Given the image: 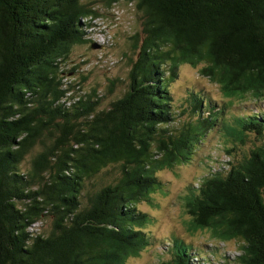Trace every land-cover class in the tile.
<instances>
[{
	"label": "trees",
	"instance_id": "trees-1",
	"mask_svg": "<svg viewBox=\"0 0 264 264\" xmlns=\"http://www.w3.org/2000/svg\"><path fill=\"white\" fill-rule=\"evenodd\" d=\"M120 1L0 0V264H127L156 244L169 255L160 264H213L178 236L148 231L155 219L140 205L158 206V172L188 163L216 130L235 147L248 135L261 143L237 164L228 149V162L188 186V230L238 242L234 264H264V0H127L142 21L139 57L127 92L100 109L63 75L76 70L73 47L92 45L89 20L108 18L97 5ZM183 65L202 66L224 100L193 85L179 128L171 85ZM249 97L258 107L231 115ZM109 167L119 175L95 185ZM44 216L51 230L31 232Z\"/></svg>",
	"mask_w": 264,
	"mask_h": 264
},
{
	"label": "rangeland",
	"instance_id": "rangeland-1",
	"mask_svg": "<svg viewBox=\"0 0 264 264\" xmlns=\"http://www.w3.org/2000/svg\"><path fill=\"white\" fill-rule=\"evenodd\" d=\"M97 8L100 9L103 17L108 18L89 20L91 22L89 31L92 34L90 38L93 39L92 44L102 45L104 49L95 50L91 43L74 46L67 69L75 67L76 70L63 75V85L64 83L75 85L74 94L93 95L96 93L101 99L100 109H107L112 101L122 97L129 89V74L133 63L137 62L139 57L137 54L139 52L133 48L132 38L140 34L143 27L136 2L122 0L111 9H106L102 5H97ZM201 67L183 65L179 70L178 79L171 85L176 101L177 120L181 121L180 123L177 121L175 126L179 128L191 119V108L185 105L186 99H189V89H193V85L195 90H204L214 100H224L220 86L200 75ZM83 78H86L84 82ZM111 89H113L112 92ZM255 103L257 102L250 97L244 100H234L232 110L228 111L231 115L238 116L256 109L258 106H255ZM262 106L264 108L263 104ZM260 143L261 141L257 140L254 135H248L245 145L235 147L227 141L224 133L216 130L197 147L196 154L188 163L174 167L172 170L159 171V176L167 183V189L156 193L158 206L151 207L145 203L140 205L141 210L151 213L155 219L148 225L147 230L159 239L178 236L197 252L200 251L203 255L209 254L213 264H223L222 260L227 261L225 257L230 258L228 264H234V259L239 254L238 242L221 244L213 239L208 230L198 231L195 234L189 232L188 224L192 216L187 213L184 197L189 185L197 186L200 180L211 173L212 167L218 169L217 164L228 155V149L236 148L232 162L237 164L251 157V151ZM32 158L33 154L27 157L21 165V170L25 171L30 168ZM118 173V168L109 167L99 177L93 179V183L99 185L102 181L118 176ZM52 220V217L44 216L30 231L35 234H47L51 230ZM162 252V245L156 244L150 250L142 252L139 257L130 258L127 264H160V258H169L168 254L163 255Z\"/></svg>",
	"mask_w": 264,
	"mask_h": 264
},
{
	"label": "water",
	"instance_id": "water-1",
	"mask_svg": "<svg viewBox=\"0 0 264 264\" xmlns=\"http://www.w3.org/2000/svg\"><path fill=\"white\" fill-rule=\"evenodd\" d=\"M92 48L95 49V50L104 49V47L102 45H99V44H96V43L92 44Z\"/></svg>",
	"mask_w": 264,
	"mask_h": 264
},
{
	"label": "built area",
	"instance_id": "built-area-1",
	"mask_svg": "<svg viewBox=\"0 0 264 264\" xmlns=\"http://www.w3.org/2000/svg\"><path fill=\"white\" fill-rule=\"evenodd\" d=\"M222 162H228V157H224L217 165L219 166Z\"/></svg>",
	"mask_w": 264,
	"mask_h": 264
},
{
	"label": "clouds",
	"instance_id": "clouds-1",
	"mask_svg": "<svg viewBox=\"0 0 264 264\" xmlns=\"http://www.w3.org/2000/svg\"><path fill=\"white\" fill-rule=\"evenodd\" d=\"M224 157H227V156H224ZM229 158V157H228Z\"/></svg>",
	"mask_w": 264,
	"mask_h": 264
}]
</instances>
